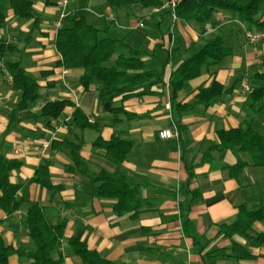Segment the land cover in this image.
<instances>
[{"label":"crops","instance_id":"0c3cea01","mask_svg":"<svg viewBox=\"0 0 264 264\" xmlns=\"http://www.w3.org/2000/svg\"><path fill=\"white\" fill-rule=\"evenodd\" d=\"M32 2L38 28L33 30L27 44L24 39L33 19L18 18L9 10L0 29V36L10 43H14L12 36H23V43H14L15 54L6 58L20 60L40 86L39 99L10 123V111L19 92L0 74V153L22 162L10 175V181L19 184L16 197L22 203L12 213L0 208V234L5 242L26 250L35 248L23 218L32 203H39L51 221H65L57 249L63 257L62 264H81L68 243L71 236L85 241L88 248L113 264H264V239L259 244L253 243L257 234H264V223L252 225L249 239L219 234L217 226L232 221L239 204H254L264 199V168L248 165L237 177H231L224 166L240 161L250 163V156L212 148L219 142L217 132L237 127L246 114L244 102L248 93L242 91L241 82L251 88L264 82L260 76L264 75V39L249 43L245 36L249 28L246 23L234 12L218 11L217 29L224 36V45L232 47L233 53L207 72L185 81L173 98L168 83L170 72L181 62L186 47L202 44L192 24L179 18L174 21L161 8H141L135 4L115 9L105 0H69L66 14L84 8L88 22L99 28L113 21L110 27L113 36L140 47L147 68L163 70L164 85H154V94L116 102L128 115L120 113L115 119L110 111L111 103L100 100L94 82L83 88L80 68L66 69L58 64L54 24L62 19H59L61 8L57 0ZM206 28L212 31L209 25ZM176 38L182 55L163 65ZM3 62L0 60L1 68ZM213 79L225 92L213 98L208 106L194 104L199 88L210 85ZM47 100L69 101L62 114L48 124L32 117L36 112L33 107L40 108ZM176 104L188 106L176 107ZM76 108L89 124H97L99 130L83 126L85 123L81 121L80 125H73ZM179 125H182L180 132ZM173 127L178 130L177 139L158 136L159 130ZM98 134L105 140L113 136L131 140L132 154L121 164L112 162L102 148L93 144ZM64 140L79 145L82 165L73 163L64 146L60 149L52 146L53 141ZM206 153L209 156L205 159ZM44 161L48 162L51 182L61 187L54 194L29 181ZM101 168L110 172L122 170L130 184L140 186L146 203L136 218L115 215L114 199L94 195L92 178ZM232 240L253 257H233ZM22 258L13 254L8 263L30 264V260Z\"/></svg>","mask_w":264,"mask_h":264},{"label":"trees","instance_id":"16d2710c","mask_svg":"<svg viewBox=\"0 0 264 264\" xmlns=\"http://www.w3.org/2000/svg\"><path fill=\"white\" fill-rule=\"evenodd\" d=\"M166 1L105 0V3L115 9L136 4L141 8H161L164 12L170 13L163 7ZM9 10L18 18L33 19L24 39V43L27 44L33 30L38 28L32 0H0V29ZM220 10L236 13L250 30H264V20H261L264 0H178L175 8L176 17L194 26L202 44L197 47L193 45L186 47L181 62L170 72L168 83L172 88L173 98L185 81L207 72L211 66L218 65L226 56L233 53L232 47L224 45V36L217 29L219 22L216 13ZM111 25L112 22H105L103 27L99 28L88 22L84 8H77L63 17L60 27L56 29L54 45L60 56L58 64L66 69L80 68L79 80L83 88H88L94 82L100 100L111 103L110 111L116 119L120 113L125 115L128 113L121 105L115 103L133 96L156 93L152 87L163 84V70L147 68L142 49L129 44L122 37L113 36L110 32ZM207 25L212 28L211 32L207 31ZM15 52L16 45L0 36V60L4 61L0 72L7 71L12 77L11 88L19 92V97L10 111V123L16 120L18 113L30 109L40 96L39 84L27 73L21 61L6 58ZM181 55L179 40L176 38L163 65L173 62ZM260 76L264 81V75ZM223 92H225L223 86L213 79L210 85L199 88L194 104L208 106L213 98ZM68 104V100H47L32 117L35 120L43 119L48 124L51 119H57ZM179 106L185 108L188 105L176 104V107ZM244 108L246 114L239 125L219 130L217 132L219 142L212 145L213 149L244 152L250 156V163L240 161L224 166L231 177H237V174L248 165L264 168V124L259 123L264 122V82L251 88L246 96ZM80 121L85 123L83 126L99 130L97 124H89L82 111L76 108L73 111V125H80ZM181 130L182 125H179V132ZM93 144L102 148L105 157L116 164H121L130 157L133 149L131 140L114 136L105 140L100 134L94 139ZM52 146L59 149L64 146L69 150L75 165L83 164L78 153L79 145L64 140L60 143L53 141ZM208 156L206 153L205 159ZM21 165L20 160L8 158L0 153V208L7 213L14 212L22 203V199L16 197L19 184L10 181L11 173L18 170ZM29 181L40 184L52 194L61 188L60 185L51 182L46 161L37 167ZM92 182L95 196L115 200L113 205L115 215L128 214L131 218H136L143 210L146 200L141 197L140 186L130 184L124 171L110 172L101 168L92 178ZM237 208L238 211L232 221L217 224L218 233L230 238L239 235L249 239L252 225L255 222L264 223V199L260 198L254 204L241 203ZM23 223L35 248L26 250L22 247H13L7 244L0 234V264H9L8 258L13 254L27 258L30 264H62L63 257L57 253V249L61 244L65 221H51L42 205L32 203L27 209ZM260 239H264V234H257L253 243L259 244ZM68 243L74 254L81 259V264H113L96 250L88 248L87 243L78 237L71 236ZM231 251L232 256L237 259L253 257L244 246L233 240Z\"/></svg>","mask_w":264,"mask_h":264},{"label":"built area","instance_id":"2783aa9c","mask_svg":"<svg viewBox=\"0 0 264 264\" xmlns=\"http://www.w3.org/2000/svg\"><path fill=\"white\" fill-rule=\"evenodd\" d=\"M178 0H167L166 3L164 4L163 7L167 8L170 11V14L173 18V20L175 21L177 19L176 17V13H175V8L177 5ZM69 3V0H57V4L58 6L61 8V11L59 13V19H63V17L66 15L65 13V7L67 6V4ZM61 23L59 21H57L54 26L57 29L58 27H60ZM139 25L142 26L141 23H139ZM245 36L246 39L249 43L251 44H255L259 41H261L262 39H264V30H250V29H246L245 31ZM5 78L6 81L10 84L12 82V77L7 73V71H5ZM66 72L65 69L62 70V73L64 74ZM241 89L244 93H249L251 91V87L248 85V83L246 82H241ZM1 102V100H0ZM34 110H38L39 107L35 106L33 107ZM158 136L160 138H174L177 139L178 138V130L177 128L173 127V128H164L159 130L158 132Z\"/></svg>","mask_w":264,"mask_h":264},{"label":"rangeland","instance_id":"374dc122","mask_svg":"<svg viewBox=\"0 0 264 264\" xmlns=\"http://www.w3.org/2000/svg\"><path fill=\"white\" fill-rule=\"evenodd\" d=\"M138 6H139V5H138ZM139 7H140V6H139ZM68 8H69V7H68ZM54 10H56V11L58 10V11H59V8H58V9L55 8ZM68 10H69V9H68ZM58 11H57V12H58ZM140 22H141V21H140ZM140 22H139V23H140ZM113 23H114V22L112 21V24H113ZM116 25H117V24H116ZM139 30H141V29H139ZM127 31L130 32L131 29H129V30H127ZM127 31H126V32H127ZM163 32H165V30H163ZM120 36H121V35H120ZM22 38H23L22 35L17 34V35L12 36V37H11V40H12L14 43H23ZM258 43H259V42H258ZM2 71H3V70H2ZM2 73H3V75H5V72H4V71H3ZM0 74H1V72H0ZM5 81H6V78H5ZM6 82H7V81H6ZM7 83H8V82H7ZM8 84H9V83H8ZM9 85H10V84H9ZM25 246H26V245H25ZM31 248H32V247L30 246L29 249H31ZM27 249H28V248H27ZM32 249H33V248H32ZM22 259L25 260L24 257H23Z\"/></svg>","mask_w":264,"mask_h":264}]
</instances>
